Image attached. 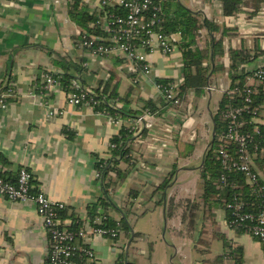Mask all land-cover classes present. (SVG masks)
Returning a JSON list of instances; mask_svg holds the SVG:
<instances>
[{
  "label": "crops",
  "instance_id": "0c3cea01",
  "mask_svg": "<svg viewBox=\"0 0 264 264\" xmlns=\"http://www.w3.org/2000/svg\"><path fill=\"white\" fill-rule=\"evenodd\" d=\"M81 1L92 16L100 0ZM70 2L0 0V93L7 86L12 91L7 108L0 109V151L9 162L7 165L0 162V170L9 172L26 167L36 189L64 203L60 218L65 224L72 223L74 217L89 218V206L95 203L93 218L107 215L118 221L129 190L137 191L136 204L145 198L138 215L148 212L149 222L143 230L131 226L133 236L135 232L141 236L135 240L132 237L128 248L131 237L127 238L123 231L117 240L92 238L102 264H234V260L223 255L224 246L220 250L214 243L217 238L222 243L227 240L233 248L240 247L242 264H264L262 244L228 227L222 209L214 211L212 220L203 221L199 214L196 231L191 236L172 232L184 230L181 221L184 201L197 199L201 191L199 168L214 136L212 116L231 82L228 49L243 46L260 53L245 64L248 71L264 65V2L252 15L250 0L235 15L225 16L219 0H161L168 13L183 6L197 13L201 22L204 19L215 22L218 25L215 36L221 38L224 53L214 54L209 61L208 82L203 92L197 96L189 90L183 97L181 109L190 104L191 119L184 121L169 108L160 116H152V127L146 136L132 144L135 161L131 166L121 164L122 168L127 165L129 173L110 193L112 204L106 207L99 201L104 188L97 177L96 162L110 156L109 140L120 130L121 122L112 121L90 107L68 104L67 91L60 83L43 90L44 74L62 72L58 63L62 57L81 68L79 71L70 68L71 81L95 90L106 84L109 77L108 86L118 96L128 94L127 107L138 109L143 100L155 101L160 97L156 78L181 79V52L177 45L170 56L154 51L149 56L152 72L140 75L138 83L132 85L136 72L126 62L117 58L101 61L79 47V33L85 28L81 29L70 18ZM177 37L179 41L180 33ZM209 37L207 28H201L197 45L207 46ZM48 107L57 111L51 119L46 117ZM256 122L264 126V106ZM173 167L163 203L155 206L158 192L151 200L149 197ZM171 197L179 207L167 219L166 204ZM145 208L150 209L140 215ZM127 209L131 211L130 207ZM136 209L135 206L132 210L136 213ZM128 222L131 224L130 218ZM46 249L47 237L35 205L0 195V264H46Z\"/></svg>",
  "mask_w": 264,
  "mask_h": 264
},
{
  "label": "built area",
  "instance_id": "2783aa9c",
  "mask_svg": "<svg viewBox=\"0 0 264 264\" xmlns=\"http://www.w3.org/2000/svg\"><path fill=\"white\" fill-rule=\"evenodd\" d=\"M93 16L94 19L88 23V28L79 33V47L101 61L117 58L126 62L129 69L136 72V76L131 80L134 85L138 83L140 75L146 76L152 72L149 56L154 51H159L165 57L170 56L178 42L177 33L167 34L161 30V0H100ZM250 71L243 88V104L229 105L221 112L225 126L217 153L225 173L220 176L218 189L226 186L235 189L237 186L227 181L226 173L232 171L242 173L245 181L252 187V193L260 197L257 212L245 210V206L250 204L240 198V193L233 192L231 199L226 203L230 217L229 219L225 217V224L232 229L242 228L244 233L262 243L264 184H261V175L254 166V159L264 151V145L259 143L263 134L261 136L259 123L256 122L264 105L250 106L248 103L251 101L250 94L255 93L256 87L262 86L264 90V65H258ZM181 80L173 79L164 87L156 82L155 85L159 96L171 102L169 109L185 121L187 119L185 114L192 113V109L190 104L184 110L181 109L185 102L183 97L178 96ZM57 84L59 82L52 74H44L41 83L43 90H49ZM68 89L66 92L68 104L94 109L97 100L91 87L85 88L78 81L72 80ZM226 90L228 87L224 91ZM237 92L238 96L242 95L240 90ZM11 95V90L0 93V109L7 108V99ZM244 111L251 115L250 119L242 118ZM101 113L110 117L112 121H120L121 126L124 123L121 118L114 119L111 114L104 111ZM55 114H57L55 109L47 108L48 119L53 118ZM152 116L154 115L144 110L131 118L128 121V131L133 134L143 129L148 131L152 127ZM247 122L252 123V132L242 130ZM254 134L258 135V141H254ZM32 180L31 172L25 167L19 170L14 184L0 176V195L11 201H29L35 205L47 237L46 264H102L92 246V238L98 236L117 240L120 230L101 225L103 221L101 216L85 218L78 229L71 228V223L65 224L60 218L59 212L65 208L64 203L54 201L42 190L36 189ZM135 204L136 200L133 209Z\"/></svg>",
  "mask_w": 264,
  "mask_h": 264
},
{
  "label": "trees",
  "instance_id": "16d2710c",
  "mask_svg": "<svg viewBox=\"0 0 264 264\" xmlns=\"http://www.w3.org/2000/svg\"><path fill=\"white\" fill-rule=\"evenodd\" d=\"M249 1L250 0H219L222 13L225 16L235 15L239 10H241V8L247 6ZM251 1L253 2V9L249 10V13L252 15L261 9V3L264 2V0ZM68 6L70 18L75 21L81 29H87L88 23L94 19V16L93 14L92 16L89 14L83 1L71 0ZM161 17L162 21L160 26L164 33H180L179 41L176 44L181 52L182 60V67L180 71L182 80L179 85L178 96L184 97L186 92L189 90H193L195 95L198 96L207 86L210 69L209 61H211V59L214 57V54L223 55L224 53L221 38H217L215 36L218 30V25L208 19H204L201 22L197 13L192 12L183 6H179L175 8L174 11L168 13V10H166L164 5H162ZM204 27L207 28L210 37L207 46L200 48L197 45V36L199 34V30ZM259 54L260 53L257 51L245 48L243 46L235 49H228V59L230 62L228 67V75L231 82L228 86V90L223 91L218 108L212 116L214 123V136L212 143L205 152L202 166L199 168L201 191L198 194L197 199H186L184 201L185 204L182 210L181 221L184 223L185 228L184 230L172 231L176 235H182L185 233V235L191 236L192 233L196 231V224L199 214L202 215L201 220L203 221H207L209 219L212 220L214 211L216 209H222L225 211V217L229 219L230 216L229 211L226 209V203L231 199V194L233 192L240 193V198L250 204L245 206V210L253 211L254 213L257 212V204H259L260 197H257L254 193H252V187L245 181L241 172L232 171L226 173L227 181L237 186L235 189H232L230 186L218 189L220 176L223 172L225 173V171L220 165L217 149L221 144V135L225 126V121L221 112L229 105L237 106L243 104L244 84L246 83V77L251 73V71H248L244 66L248 62L255 60ZM58 63L62 68V72L49 73L57 79V81L66 91H68L71 79H73L70 68L73 67L77 71H79L81 68L62 57H59ZM133 75L134 74H132V76ZM106 80V84L100 85L94 90V96L97 100L94 110L99 112H107L111 114L112 118L114 119L121 118L124 120V123L120 127V130L117 132V134L109 140L108 152L110 153V156L106 159H99L96 162V170L99 171L98 178L102 182L104 188L103 197H101L99 200L102 207L112 204L110 193L113 192L118 184L124 181L125 177L129 173V168H127V165L125 168H122L121 164L124 163L131 166V164L135 161V157L131 152L134 140L143 139L147 134V130L145 129L141 130L137 134L129 132L128 121L142 113L144 110L149 111L153 115L160 116L171 106V102L169 100H166L160 96L158 97V100L155 101H152L151 99L143 100L141 107L138 109L128 108L127 104L130 102L128 94L124 97L118 96V93L108 86V82L110 80L109 77ZM172 80L173 78H156L155 82L164 87ZM8 90L9 87L7 86L4 88V91L1 92ZM238 90L241 91V96L237 95ZM250 98L251 101L248 103L250 106L264 105V90L262 86L256 87L255 93L250 94ZM8 100L9 99H7V101ZM110 102H112V104ZM250 116L251 115L245 111L242 113V118L245 120L250 119ZM258 128L261 132V136L263 134L259 140V143L264 145V126L259 124ZM242 130L252 132V123L247 122ZM65 133L68 132L65 130ZM254 141H258L257 134H254ZM231 149L234 151V147ZM0 162L2 165H7L9 163L1 151ZM254 163L256 169L261 173V184H264V151L261 155H258L254 159ZM22 167L23 166L18 167L15 171L9 172L0 170V176L4 180L14 184L16 182L18 172ZM174 170L175 169L173 167L170 173L166 175L161 183L152 191L153 193L149 197L150 200L152 199V196L155 192L160 191L158 192V198L154 200L155 206L163 203L166 195V189L171 183ZM32 190L34 191L35 189ZM136 197L137 191L133 189L129 190L127 200L125 201L126 204L120 209L121 218L118 220L119 224H117V220L105 215L101 225L104 227L117 228L120 230V232L123 231L127 238H130L131 225L128 222V216L130 214H135L132 209ZM96 207V203L89 206L88 217L90 219L96 215ZM129 207L131 208L132 212L130 210L128 211L127 208ZM178 207L179 203H175L172 197L169 198L166 204L165 217L167 219L172 217ZM149 209L150 208L143 209L140 215ZM63 211L64 209L59 212L60 215H62ZM82 223L83 220L74 217L71 223V228L78 229ZM251 223L253 224V222ZM234 230L244 233L242 228H236ZM139 236H141V234L135 232L133 240ZM261 244L264 250V242ZM223 246L225 248V252L223 253L224 256L230 257L232 260H234V264H242L240 247L236 246L233 248L227 242V240L224 239Z\"/></svg>",
  "mask_w": 264,
  "mask_h": 264
},
{
  "label": "rangeland",
  "instance_id": "374dc122",
  "mask_svg": "<svg viewBox=\"0 0 264 264\" xmlns=\"http://www.w3.org/2000/svg\"><path fill=\"white\" fill-rule=\"evenodd\" d=\"M193 113V112H192ZM191 112L189 113V115H187V114H185L186 115V117H187V119L186 118H184V119H186L187 121L189 120V119H191V114H192ZM151 192V191H150ZM157 192H160V191H157ZM153 193V192H152ZM151 194V193H150ZM154 197H156L155 195H154ZM144 199L145 198H141V199H139V201L137 202V204H136V210H137V212L135 213V214H130L129 216H128V218H130V220H131V226L132 227H134V228H136V230H143V228H146V226H147V221L149 222V214H148V212L147 213H143L144 215H142V216H139L138 214V212L140 211V210H142V207H143V201H144ZM132 216H134V218L136 219H133V221H132ZM214 243L216 244V245H218L219 247H220V250H222V248H223V243H222V239L221 238H217V239H215V241H214ZM133 247H134V245H133ZM135 248V247H134ZM134 251H132V253H133ZM132 255H130L129 257H131Z\"/></svg>",
  "mask_w": 264,
  "mask_h": 264
},
{
  "label": "water",
  "instance_id": "95a60500",
  "mask_svg": "<svg viewBox=\"0 0 264 264\" xmlns=\"http://www.w3.org/2000/svg\"><path fill=\"white\" fill-rule=\"evenodd\" d=\"M130 232H131V238H130V240H129V242H128L127 248L129 247V244H130L131 239H132V237H133V230H132V228L130 229Z\"/></svg>",
  "mask_w": 264,
  "mask_h": 264
}]
</instances>
